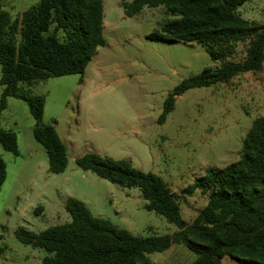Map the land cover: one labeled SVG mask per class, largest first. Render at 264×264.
<instances>
[{"label": "rangeland", "instance_id": "1", "mask_svg": "<svg viewBox=\"0 0 264 264\" xmlns=\"http://www.w3.org/2000/svg\"><path fill=\"white\" fill-rule=\"evenodd\" d=\"M39 1L0 3L13 18H20ZM130 2L104 0L106 44L98 48L83 75L19 85L21 92L44 99L43 121L54 126L67 149L64 173H49L48 156L33 136L35 122L25 101L9 98L0 114L1 126L17 136L19 153L0 150L7 166L0 189V264H42L49 253L20 243L15 231L40 233L71 222L65 210L70 197L84 202L95 217L137 237L179 230L145 208L138 188H124L80 170L75 161L86 154L128 161L137 170L159 176L175 194L185 222L192 224L206 207L208 195L195 191L189 196L185 189L208 168L224 169L238 161L253 122L264 116L263 65L261 71L241 74L228 83L186 91L159 124L164 102L178 84L221 63L212 61L196 43L150 40L148 36L169 16L159 7L144 8L129 18L123 5ZM239 13L249 22L264 24V0H248ZM237 50L229 60L245 58L246 44ZM2 93L0 85V102ZM31 151L35 157L29 159ZM40 207L59 212L44 219ZM196 257L182 244L149 255L153 264H191ZM221 264L239 263L226 257Z\"/></svg>", "mask_w": 264, "mask_h": 264}, {"label": "trees", "instance_id": "2", "mask_svg": "<svg viewBox=\"0 0 264 264\" xmlns=\"http://www.w3.org/2000/svg\"><path fill=\"white\" fill-rule=\"evenodd\" d=\"M248 0H132L123 5L129 18L144 8L163 7L169 18L148 38L167 43H196L214 62L178 84L167 96L163 124L176 98L186 91L228 83L236 76L256 73L264 65V24L249 22L239 13ZM246 44L242 61L229 60L238 45ZM104 0H40L20 18L0 3V114L9 98L26 102L34 119L33 136L48 156L49 173L62 174L68 166L67 149L54 126L43 121L45 101L19 90L22 83L83 75L105 46ZM0 149L18 155L17 136L0 123ZM77 167L124 188L136 187L145 208L179 229L172 235L137 237L111 222L95 217L86 204L70 198L65 210L71 222L35 233L15 231L16 239L49 253L42 264H153L150 254L185 245L197 255L191 264H221L226 257L239 264H264V116L256 119L243 142L239 160L224 169L208 168L185 189L208 195L206 207L192 224L182 217L180 203L159 176L135 169L128 161L86 154ZM7 167L0 155V189ZM3 249L0 247V255Z\"/></svg>", "mask_w": 264, "mask_h": 264}, {"label": "crops", "instance_id": "3", "mask_svg": "<svg viewBox=\"0 0 264 264\" xmlns=\"http://www.w3.org/2000/svg\"><path fill=\"white\" fill-rule=\"evenodd\" d=\"M3 128V127H2ZM5 129V128H4ZM5 130H8V129H5ZM10 131H12V130H10ZM18 141V140H17ZM34 149V148H33ZM1 150V149H0ZM3 150V149H2ZM7 152V151H6ZM10 153V152H9ZM2 157H3V155H2ZM33 157H35L34 156V154H33V152L31 151L29 154H28V158L29 159H32ZM7 167V166H6ZM6 178H7V176H6ZM6 181V180H5ZM4 185V184H3ZM70 198H73V197H70ZM70 198H68V199H70ZM67 199V200H68ZM66 200V201H67ZM65 201V202H66ZM64 202V203H65ZM87 206V205H86ZM59 209H56V210H48V209H44L43 207H40L39 209H38V211L40 212V214H42V216H43V218L44 219H48V218H50V216H52V215H57L58 214V211ZM36 213H37V211H36ZM53 217H51V219H52ZM29 230V229H28ZM29 231H31V230H29ZM33 232V231H32Z\"/></svg>", "mask_w": 264, "mask_h": 264}]
</instances>
